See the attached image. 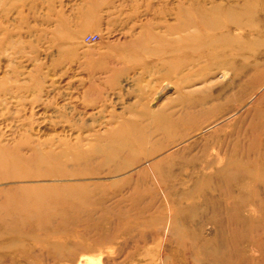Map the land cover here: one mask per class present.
<instances>
[{
	"label": "rangeland",
	"instance_id": "374dc122",
	"mask_svg": "<svg viewBox=\"0 0 264 264\" xmlns=\"http://www.w3.org/2000/svg\"><path fill=\"white\" fill-rule=\"evenodd\" d=\"M215 259L264 264V0H0V264Z\"/></svg>",
	"mask_w": 264,
	"mask_h": 264
},
{
	"label": "bare ground",
	"instance_id": "6f19581e",
	"mask_svg": "<svg viewBox=\"0 0 264 264\" xmlns=\"http://www.w3.org/2000/svg\"><path fill=\"white\" fill-rule=\"evenodd\" d=\"M221 20L220 19H218V18H216V19H214V20H212V22H211V27L213 28V30L214 29H219V28H221ZM227 42H229V40H224V42H222L223 44H227ZM235 42H237V43H240V41L238 40V39H235ZM239 47V46H238ZM183 54H181V56H182ZM135 138V137H134ZM212 164V163H211ZM225 184V183H224Z\"/></svg>",
	"mask_w": 264,
	"mask_h": 264
},
{
	"label": "crops",
	"instance_id": "0c3cea01",
	"mask_svg": "<svg viewBox=\"0 0 264 264\" xmlns=\"http://www.w3.org/2000/svg\"><path fill=\"white\" fill-rule=\"evenodd\" d=\"M207 256L210 257V254ZM209 264H223V262H222V260L219 261V259H215V260H211V262H209Z\"/></svg>",
	"mask_w": 264,
	"mask_h": 264
},
{
	"label": "built area",
	"instance_id": "2783aa9c",
	"mask_svg": "<svg viewBox=\"0 0 264 264\" xmlns=\"http://www.w3.org/2000/svg\"><path fill=\"white\" fill-rule=\"evenodd\" d=\"M96 40V38H94L93 36H91L90 38H89V42H93V41H95Z\"/></svg>",
	"mask_w": 264,
	"mask_h": 264
}]
</instances>
